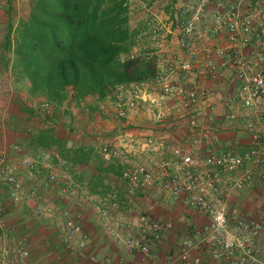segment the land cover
Segmentation results:
<instances>
[{
	"label": "crops",
	"instance_id": "1",
	"mask_svg": "<svg viewBox=\"0 0 264 264\" xmlns=\"http://www.w3.org/2000/svg\"><path fill=\"white\" fill-rule=\"evenodd\" d=\"M239 1L210 0L200 21L196 24L200 32L211 34L214 31L210 42L203 45L199 57L194 62V80L200 90L209 92L211 101L215 105V111L210 118L202 123V127L213 130L215 136L211 142H203L194 152L195 158L201 163L204 158L217 150H232L241 154L248 152L252 140L250 125L254 128L264 127V97L252 109L245 108L239 100L234 99L242 81L236 77L233 67L235 57H241L251 65L250 75L256 74L261 69L260 57L264 56V51L255 34L250 36V43L243 46L240 42L243 34L239 31L238 41L232 43L229 40L227 26L217 27L215 23V15L218 12L236 6ZM198 3L199 0H130V10L135 9L134 29L146 34L144 32L154 28L155 32L159 33L157 36L162 38L156 44L161 49L155 53L159 58L160 73L166 62L186 56V52L180 49L178 40L182 25L196 10ZM255 3L256 1H253V5ZM239 11L243 14L248 11V8L243 7ZM131 14H133L132 11ZM262 24H264V14L258 15L255 20L257 27ZM132 31L137 35V31ZM208 56L212 58L217 72L221 75L219 79H213L208 75L206 68ZM177 79L184 83L180 76ZM132 89H138L144 93L145 99L149 102H142L144 107L137 112L128 111L125 118L120 120L111 118L118 107V95ZM3 92L6 90L0 91V98L3 97L1 94ZM158 96L159 92L154 81L130 84L122 87L115 99L98 104L99 114L96 113V115L100 117H96L95 120L89 117L82 120L78 116H72L74 108L69 103L67 107H70L68 109L70 112H67L68 116L64 118L66 124L57 122V117L47 121L46 124L41 119L34 123L33 116L25 112L28 107L23 104V98L18 94L13 93L8 99V104L0 100V145L2 138L6 135L13 137L15 143L23 144L21 154L15 156L14 160L18 161L23 157L38 156L57 150L62 155L64 164L61 166L56 160L51 162L61 166L60 169L67 171L70 178L85 186L84 191L81 192L85 195L81 200V206H77L74 200L64 204L57 201L59 218L34 220L31 212L36 202L31 199L27 200L22 207L10 211L9 219L11 225L16 228L17 235L29 237L32 259L41 264H101L105 260H110V264H180L178 258L181 243L188 229L193 231L194 242L198 241V235L204 232L208 220L201 212L189 208L182 195L177 196L171 191L163 190L158 184L148 191L146 196L141 195L133 202V198L127 197L116 182L117 177L113 173L98 171L100 165L104 163L99 153L101 146L120 143L130 136L143 142L150 136L157 142L159 149L150 153V160L145 157L143 161L145 160L157 174L159 181L167 180L166 173L161 168V160H169L175 149L187 150L192 133L187 118L183 116L185 110L182 100L165 101L158 107L151 103ZM25 99H28V96H25ZM65 106L66 103L62 107ZM153 111H159L164 118L155 122L150 114ZM68 125L71 126L70 130L67 129ZM29 127H32L31 136L27 134V131H31ZM63 128L67 129L64 130L65 136L60 132ZM114 166L122 169L119 162H116ZM253 171L254 187L231 191L229 218L232 224L239 220L260 219L263 221L261 233L254 242L261 250L260 260L264 263V167L254 166ZM24 178L27 186H32L34 183L37 186L42 184V181H31L28 176ZM221 186L224 188V185ZM43 189L42 187L40 191L41 199L56 200L55 189ZM160 190L164 193L160 194ZM114 193L118 195L120 202L119 208L112 210L115 222L136 224L138 217L131 203L137 202L151 218L162 224L171 225V230L163 235L162 242L152 251L149 258L143 259L138 254H129L122 241L113 237L100 220L98 207L101 201ZM78 211L83 213V226L91 237V245L86 254L68 255L63 251V235L58 229V223L60 218L72 217ZM87 254L96 256L97 261H91ZM191 256V258L204 257L203 264H222L210 258L208 249L197 247L192 251Z\"/></svg>",
	"mask_w": 264,
	"mask_h": 264
},
{
	"label": "built area",
	"instance_id": "2",
	"mask_svg": "<svg viewBox=\"0 0 264 264\" xmlns=\"http://www.w3.org/2000/svg\"><path fill=\"white\" fill-rule=\"evenodd\" d=\"M210 0H199L193 14L181 27L178 40L179 47L186 52L185 57L164 64V69L154 80L159 96L151 101L160 107L165 101L182 100L188 126L192 135L189 138L188 149H175L169 160H161V168L166 173L167 180H158L152 168L137 160L142 154H150L159 149L157 142L150 136L141 142L130 136L124 146L103 145L99 153L106 163L119 162L123 166L121 182L124 192L131 198L135 194L148 192L159 184V187L171 191L174 195H182L186 205L204 214L208 220L204 232L200 233L197 242L193 240V231L187 230L181 243L178 261L180 264H203L204 257L191 258L195 248L208 249L212 259L222 264H264L260 260V248L254 240L259 237L263 228V221L239 220L232 224L229 218V198L231 191L252 188L255 185L253 167H264V127L254 128L252 132L251 148L241 154L232 150H217L214 154L204 158L202 163L195 158L194 152L203 142H211L215 132L202 127V123L210 118L215 111L209 92L200 90L195 78L194 62L199 57L203 45L210 42L213 33L206 34L196 28L206 5ZM253 1L256 3L253 5ZM264 0H240L239 3L218 12L215 15L217 27L227 26L229 40L238 41V33L242 32L241 44L246 46L251 41V35L256 38L264 51V24L255 25L258 15L264 14ZM243 7L248 11L240 14ZM261 69L250 75L251 65L241 57H235L233 67L236 77L242 81L235 96L245 108H255L259 100L264 97V56L260 57ZM208 75L219 79L221 75L210 56L206 57ZM180 76L183 82H179ZM186 82V83H185ZM146 95L138 89H132L118 95V107L111 118L120 120L125 118L128 111L137 112L143 106L142 102H149ZM39 108L49 120L55 117L58 106L47 101L39 103ZM155 122L164 116L159 111L150 113ZM73 145V144H72ZM74 147V145H73ZM22 147L19 143L0 147V182L5 185L0 189V264H39L34 261L29 238L17 235L16 228L11 225L9 213L22 207L27 200L36 202L31 216L36 221L51 219L58 214L56 203L74 200L81 206V194L85 186L70 178L67 171L60 167L64 160L60 152L53 150L34 157H23L18 161L13 158L20 155ZM52 160L59 165H50ZM22 172H27L30 179L42 178L41 186L32 185L27 188ZM44 173V176L41 174ZM224 185V188L223 186ZM56 190V200L41 199L40 191ZM120 202L116 193L109 194L100 203L98 215L109 233L119 238L129 254H138L143 259L149 258L152 251L160 245L163 235L171 230L170 224H162L150 216H141L138 223L125 222L119 224L112 216V210L119 208ZM60 215V214H59ZM59 217V216H58ZM138 228V231H137ZM58 229L63 235V251L72 255L86 252L91 245V237L83 226V213L76 212L72 217L60 218ZM124 234H121V231ZM96 262L93 254L88 257ZM192 260V262H191ZM101 264H110L105 260Z\"/></svg>",
	"mask_w": 264,
	"mask_h": 264
},
{
	"label": "trees",
	"instance_id": "3",
	"mask_svg": "<svg viewBox=\"0 0 264 264\" xmlns=\"http://www.w3.org/2000/svg\"><path fill=\"white\" fill-rule=\"evenodd\" d=\"M5 4L9 17L12 0ZM135 38L130 0H33L28 17L15 29L8 26L1 61L26 84L28 99L59 108L68 102L84 108L92 120L98 117L97 104L115 99L122 87L152 82L159 75L156 54H132ZM24 105L27 114L36 113ZM115 164L104 162L98 171L113 173L119 184L123 166Z\"/></svg>",
	"mask_w": 264,
	"mask_h": 264
},
{
	"label": "rangeland",
	"instance_id": "4",
	"mask_svg": "<svg viewBox=\"0 0 264 264\" xmlns=\"http://www.w3.org/2000/svg\"><path fill=\"white\" fill-rule=\"evenodd\" d=\"M32 3H33V0H12V11H11L10 16L7 17V15L5 14V9L7 8V5L5 4V0H0V85H2V87L0 88V91L3 90V89L6 90V92L1 93V94H3V97L1 96L0 100H3L4 103H7V104H8V99L11 98L13 93L14 94H18V96H20L21 98H25V95H27L26 94L27 91H26V84L23 83V82L19 83L18 80L15 79V76H14L13 72L10 69L7 70V69L4 68V64L1 61V53L3 52L1 47H2L3 40H4V36H5L6 32H7L8 26L12 25L13 28L15 29L22 19L28 17V14H29V11H30V7H31ZM134 10L135 9L130 10V25H131V30L137 31V35H136V38H135L136 45L132 48V54L136 55V54H140V53H143V52H150V53H154V54L157 53L161 48L157 47L156 44L159 43L160 42L159 40H161L162 38L157 36L159 33L155 32L154 28L153 29L151 28L150 31L144 32L146 34H142L143 32L141 33L138 29H134L135 26H136V19L134 18L135 17ZM131 11L133 12V14H131ZM142 11H143V9L141 10V12ZM132 32L134 33V31H132ZM144 38H146V39H144ZM16 82L18 83V85L16 84ZM5 95H9V96H5ZM24 100H26V101L23 102V104H28L30 106L32 105L31 108L35 109L34 112H36V113L33 115L34 123L35 122H39V119L44 121L45 124L47 123V121H49V118H47V117L44 118L43 117L44 113L39 108V103L41 102L40 100H37V99L31 100L30 98L29 99H24ZM67 106H68V102L66 103V106L64 108L62 106L60 108L58 107V109H57L58 111L55 112V118L57 117L56 118L57 122L59 121L60 124L61 123L62 124H66V121H64V118L66 119V117L68 116L67 115V110L70 109ZM84 110H85L84 108L76 106L74 108V112L72 113V116H78L82 120L86 119V118L89 117V115L87 114L88 111L85 112ZM25 112L29 113L26 109H25ZM96 113L99 114V111L96 112ZM97 116H98L97 118L100 117V115H97ZM42 121H40V122H42ZM55 124H57V123H55ZM70 127L71 126L68 125L67 129L70 130L71 129ZM29 128L31 129V131H27V134L31 136L32 127H29ZM67 129L63 128V129L60 130V132L65 136L66 134L64 133V130L66 131ZM23 137L25 138L26 136L24 135ZM14 140L15 139H13V137H11L10 135H6L4 138H2V143H1L0 147H6L9 144L15 143ZM17 143H19L21 145V147H23V144H21L20 142H17ZM124 145H125V141L117 143V146H124ZM51 151H53V150H51ZM29 157H34V156H29ZM145 157L149 158L148 160H150V158H151L150 154L146 153V154H142L141 157L138 158L137 160H140L141 162L146 163L145 160L143 161V159ZM53 163L54 162H50V165H54ZM42 175L44 176V173ZM21 176L24 178V177L28 176V174H27V172H22ZM28 178H29V176H28ZM41 179L42 178H38V180H36V179H30V180L38 182V181H41ZM34 185L36 186L35 183H34ZM30 187H32V186H29V185L27 186V188H30ZM4 188H5V185L2 182H0V189H4ZM163 190L159 191L160 194L164 193ZM146 194H147V192L135 194L134 196L131 197V199L133 198L132 200H134L133 202H135L136 201L135 198H137V197H139L141 195L142 196H146ZM127 197H129V196L127 195ZM59 203L60 204H64L63 202H59ZM56 207L58 208V204H56ZM131 207H133V209L135 210L136 217H138V220L143 215L144 216H150L148 213H145L143 211V208H142L140 203H137V202L134 203V204L131 203ZM57 217H58V214L55 217H53V218H57ZM53 218H51V219H53ZM117 222L119 224L125 223L124 221H117ZM136 223H138V221ZM137 231H138V228H137ZM120 232H121V234H124L122 232V230ZM117 239L120 240L119 238H117ZM0 247H1V249L4 248L3 243H1V242H0ZM86 252H78L77 251L75 254H86ZM87 257H89L88 254H87ZM34 261H36V260H34ZM36 262L39 263L38 261H36ZM39 264H41V263H39Z\"/></svg>",
	"mask_w": 264,
	"mask_h": 264
}]
</instances>
